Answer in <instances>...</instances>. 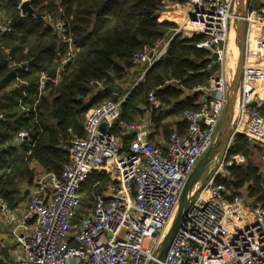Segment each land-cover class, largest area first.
Wrapping results in <instances>:
<instances>
[{
  "label": "built area",
  "instance_id": "2783aa9c",
  "mask_svg": "<svg viewBox=\"0 0 264 264\" xmlns=\"http://www.w3.org/2000/svg\"><path fill=\"white\" fill-rule=\"evenodd\" d=\"M183 5L184 19L170 36L135 52L131 64L132 69L144 67L137 84L144 71L166 54L176 35L201 34L203 38L196 47L206 49L209 58L217 53L215 61L221 70L210 77L207 85L194 88L205 98L195 109L184 111V133L173 131L164 148L156 145L151 139L150 119H120V104L126 95L89 109L83 134L71 135L68 156L59 173L39 171L25 189L27 203L21 208H11L0 196V221L11 226L10 235L21 252L17 258L0 254V264L157 261V250L171 224L183 186L214 141L233 79L224 65L229 25L235 19L234 0H187ZM42 18L53 27L59 43L65 45L66 52L60 60V65H65L75 53L70 29L63 20L49 14ZM243 22L244 61L230 133L219 164L194 187L197 193L159 264H264V207L216 183L217 177L229 175L230 165L244 161L241 155L228 159L229 148L238 135L264 148V116L258 111L264 97L253 93L250 83L252 69L262 70L257 63L264 58V37L257 31L264 34V4L246 11ZM11 30L8 22H0V36ZM220 40L224 41L222 49L218 47ZM8 66L29 70L24 61H12ZM45 80L42 75L40 89ZM148 102L154 108L160 106L153 92L148 94ZM116 126L129 136L126 145L112 132ZM31 142L30 133L21 130L11 144L18 147ZM258 166L264 172V152ZM98 173L105 174L108 181L102 194H93L91 204L85 205L82 188Z\"/></svg>",
  "mask_w": 264,
  "mask_h": 264
},
{
  "label": "trees",
  "instance_id": "16d2710c",
  "mask_svg": "<svg viewBox=\"0 0 264 264\" xmlns=\"http://www.w3.org/2000/svg\"><path fill=\"white\" fill-rule=\"evenodd\" d=\"M27 1L33 14L21 13L22 0H0V22H8L12 29L0 36V196L11 208L20 204L23 186L32 184L35 166L40 171L60 172L71 135L83 134L89 109L106 100H120L113 88L132 73V55L170 36L176 26L160 19V8L167 2L183 5L187 0ZM44 14L63 20L70 29L75 53L65 65H60L65 45L42 18ZM202 38L201 34L176 35L170 40L166 54L122 100V121L139 120L150 112L155 131L163 137L173 131L184 133L182 115L197 106L180 97L185 91L196 93L194 88L207 85L215 74L209 52L196 47ZM12 61L27 62L29 70L9 67ZM42 75L46 80L40 89ZM151 92L159 107L149 104ZM258 111L264 116V103ZM21 130L30 133L32 142L23 144V154L18 156L11 143ZM112 132L123 144L128 143L129 136L117 126ZM254 148L245 136L238 135L229 148L228 159L241 155L244 162L230 165L229 175L217 177L216 183L240 196L244 189L243 197L248 202L264 207V172L251 158ZM107 181L101 173L86 181L82 188L85 205L91 204L93 194H102ZM0 254L8 257L1 247Z\"/></svg>",
  "mask_w": 264,
  "mask_h": 264
},
{
  "label": "water",
  "instance_id": "95a60500",
  "mask_svg": "<svg viewBox=\"0 0 264 264\" xmlns=\"http://www.w3.org/2000/svg\"><path fill=\"white\" fill-rule=\"evenodd\" d=\"M244 0H235V20L233 23V27L237 37V48H238V58L237 63L235 66V71L233 74V79L229 85L228 92H227V102L223 112L222 119L220 121L217 133L215 135L214 141L210 148L200 157L198 162L196 163L194 169L188 176L183 189L180 193L178 199V209L180 211L177 213L173 221H171V228L169 233L167 234V239L164 241L162 240L156 254L157 261L150 262L149 264H159L158 261H162L166 255V252L169 248V245L182 222L187 209L189 208L193 197L197 193V189L194 190V187L199 183L202 178V175L206 169V167L216 159L222 152L223 145L228 138L232 127V119L233 113L236 106V100L239 95V88L241 82V75H242V67L244 61V22L243 16L245 13L244 7ZM20 9L24 14H33L34 9L31 7L30 3L25 0L20 4ZM224 46V41H218L219 49H222ZM211 58L215 61L217 59V53H212ZM147 68L145 72L148 70ZM136 85V84H135ZM134 85V86H135ZM133 87L130 89V91ZM129 91V92H130ZM129 94V93H128ZM252 105H255V101L252 102ZM100 128H104V124L100 125ZM194 190V191H193ZM28 194V189L25 191V195ZM166 235V234H165Z\"/></svg>",
  "mask_w": 264,
  "mask_h": 264
},
{
  "label": "crops",
  "instance_id": "0c3cea01",
  "mask_svg": "<svg viewBox=\"0 0 264 264\" xmlns=\"http://www.w3.org/2000/svg\"><path fill=\"white\" fill-rule=\"evenodd\" d=\"M244 2V7H245V12L246 11H251V9H253V8H255L257 5H260V4H264V0H244L243 1ZM234 4H235V0H234ZM181 5H176V7L174 6V9H176L175 11H173L172 13L171 12H169L168 14H167V18L169 19V18H171L170 20L172 21H175V26L178 24V23H181L182 21H183V19H184V16H185V14H184V11L183 10H181ZM178 14V15H177ZM176 15V16H175ZM160 17V16H159ZM163 17V18H162ZM160 19H162V20H165V21H168V20H166L165 19V16H161L160 17ZM169 22V21H168ZM234 32V33H233ZM257 33L260 35V37H264V34H262V33H260L259 31H257ZM230 34H232V36H233V34H234V36L236 35V33H235V30H234V27L232 26V24L229 26V31H228V40H230ZM183 35V34H182ZM182 37H188V36H186V35H183ZM227 40V41H228ZM263 41V39L261 40V42ZM263 43V42H262ZM210 60H211V66H213L214 68H215V71H214V73L215 74H218L219 72H220V70H221V67H220V64L218 63V62H216V61H214L212 58H210ZM226 62V61H225ZM224 66H226L227 68H228V66H232V62L230 61V62H226L225 63V65ZM140 68V70H141V73H140V76H141V74H142V72H143V69H144V67H139ZM263 74H264V70H256V69H252V71H251V76H253L252 78H251V84H252V87L254 88L253 89V93H255V94H258V95H260V96H262L263 95V91H264V78L262 77L263 76ZM262 75V76H261ZM141 80V79H140ZM137 81V80H136ZM99 89H103V86H101V85H99V87H98ZM96 90H97V88H96ZM129 93V92H128ZM128 95V94H127ZM126 95V96H127ZM262 97H264V95L262 96ZM204 98H205V94L204 93H202V92H196V93H193V91H185L183 94H182V96L180 97V100H182L183 102H188V101H191V103L193 104V105H196L197 106V104L200 102V101H202V100H204ZM147 119H150L151 121H152V119H151V116H150V112H147L144 116H143V118H141V119H139V120H134V121H144V120H147ZM183 120V119H182ZM152 123H153V121H152ZM167 138L168 137H166V138H162V137H160L159 136V133L158 132H156L155 131V124L153 123V134L151 135V139H152V141L156 144V145H158V146H160V147H162V148H164L165 146H166V142H167ZM252 145H254V149H253V152H252V154H251V158H253V160H254V162H255V164L256 165H258V161H259V159H260V156H261V153H262V151L264 150V148L263 147H261V146H259V145H257V144H252ZM14 147H16L17 149H16V152H17V155L18 156H20V155H22L23 154V146H14ZM259 150H260V152H259ZM28 153V151L26 152V154ZM244 162V161H243ZM21 185H23V184H21ZM28 186L27 185H24L23 186V188L22 189H24L23 190V194L21 193V197L22 196H24V197H26V195H25V189L27 188ZM243 197V196H242ZM244 198V197H243ZM244 200L245 201H247L245 198H244ZM21 202L23 201V197H22V199L20 200ZM20 202V203H21ZM0 229H8V233L7 234H9L10 233V229H11V226L9 225V224H6V223H3V222H1L0 221ZM2 236H3V233L2 232H0V241H1V243H2ZM9 236H10V234H9ZM11 237V236H10ZM13 242L14 243H12V247H15L14 248V255H12V257L11 258H17V257H19L20 256V254H21V252H20V248L17 246V244H16V242L13 240ZM4 249L6 248L8 251H10L9 250V248L7 247V243L6 244H4V243H2V245H1ZM5 249V250H6ZM8 258V257H7Z\"/></svg>",
  "mask_w": 264,
  "mask_h": 264
},
{
  "label": "rangeland",
  "instance_id": "374dc122",
  "mask_svg": "<svg viewBox=\"0 0 264 264\" xmlns=\"http://www.w3.org/2000/svg\"><path fill=\"white\" fill-rule=\"evenodd\" d=\"M176 5H181V6H184L182 4H177V3H174V2H167L166 4H164L158 14L159 16H165V19L168 20L170 23L172 24H175V21H171L170 19L171 18H167V14L169 12H173L175 11L176 9H174V6L176 7ZM178 15V14H177ZM176 16V15H175ZM163 18V17H162ZM235 20V19H234ZM234 20H232L230 22V25L232 24L233 26V23H234ZM229 25V26H230ZM234 33V32H233ZM244 36H245V29H244ZM237 37L236 35L232 36V34H230V40L227 41V48H226V58H225V61L227 62H232V66H228V68L226 67V70L229 72V74L233 75L234 74V71H235V66H236V63H237V58H238V48H237ZM261 51V50H260ZM262 52H264V49L262 50ZM252 62H255V60H252ZM257 66L264 70V58L262 59V61L260 63H257ZM138 72L140 73V68H134L132 69V73H130L128 75V78L122 80V81H119L117 82L115 85H114V92L116 93V97L118 98H122L123 96L127 95L128 92L130 91V89L132 88V86L136 83V80L139 79L140 75L138 74ZM263 95H264V91H263ZM101 103V102H100ZM171 120V118H167L166 121H169ZM159 136L162 137V138H165L163 137V135L161 133H159ZM219 156L214 159L212 162H210V164L206 167L203 175H202V178H201V181H203L205 178H207V176L209 175V173L212 171V169L219 164ZM218 159V160H217ZM40 170L37 168V169H33V172H34V176H33V179L35 178V176L37 175V173L39 172ZM242 192V195L245 196L246 192L244 189L241 190ZM27 203V198L23 196V201L18 204V207L17 208H21L22 206H24L25 204ZM180 211V209H178V207L176 208L175 210V213H174V216H173V219L175 218V216L177 215V213ZM173 221V220H172ZM172 223V222H171ZM170 228H171V224L170 226L168 227L167 231H166V235L163 237V240L165 241L167 239V234L169 233L170 231ZM0 232L3 233V236H2V243L6 244L7 243V247L9 248L10 251H8L6 248V250L1 246L2 243L0 241V247L1 249H3L7 254H8V258H11L12 255H14V248L15 247H12V243L13 242V238L9 236L8 233V229H0Z\"/></svg>",
  "mask_w": 264,
  "mask_h": 264
},
{
  "label": "bare ground",
  "instance_id": "6f19581e",
  "mask_svg": "<svg viewBox=\"0 0 264 264\" xmlns=\"http://www.w3.org/2000/svg\"><path fill=\"white\" fill-rule=\"evenodd\" d=\"M229 36V35H228ZM262 76V75H261Z\"/></svg>",
  "mask_w": 264,
  "mask_h": 264
}]
</instances>
